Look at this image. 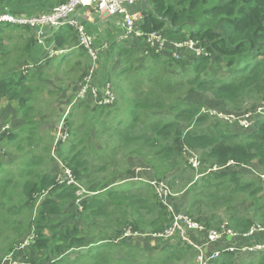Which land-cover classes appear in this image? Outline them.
I'll list each match as a JSON object with an SVG mask.
<instances>
[{
  "label": "trees",
  "instance_id": "16d2710c",
  "mask_svg": "<svg viewBox=\"0 0 264 264\" xmlns=\"http://www.w3.org/2000/svg\"><path fill=\"white\" fill-rule=\"evenodd\" d=\"M66 1L0 0V6L6 7L11 13L33 14L51 10L56 3ZM16 27L18 26L0 25V54H4L3 50L7 47H4V42L20 43L26 56L30 54L34 38L27 37L28 27L23 28L27 32L20 29L17 36L11 34L14 31L12 30L3 37L2 32ZM141 29L144 33L159 31L167 41L189 39L201 52L196 54L194 51L193 57L173 60L172 68L166 65L164 58L158 54L160 52H153L146 59L156 63L154 68L159 69L147 73L148 85L140 87L142 81L135 82L131 77L125 78L129 88L132 86L134 89L133 98L122 104L116 102L111 106L113 112H100L98 108L110 107L93 104V109H85L88 111V119L84 118L79 122L75 118L71 119V114L68 116L66 123L70 138L64 142L66 148H62L58 156L72 170L84 190L94 193L82 200L81 210L76 211L78 216L74 211L78 205L75 203L78 198L77 186L66 185L65 182L60 184L56 180V173L43 172L29 177V168H24L26 177L22 173L6 176L10 171L5 169V163H0V175L7 173L6 177H0V225L9 223L10 230L18 233L10 240L7 252L18 244L27 230L19 231L21 225L18 222L28 204L36 213L32 220V211L27 223V228L31 224L36 227L37 234L33 245L41 255L40 260L56 257L51 264H61L66 258L64 253L82 246L87 235L84 234L85 229L104 226V229L97 232L98 235L104 236V233L110 231L113 236L126 228L133 232L139 231L144 224L152 233L166 228L169 219L158 201L157 194L148 183L132 180L133 173L126 177L129 179L120 180V185H114L111 181L113 174L109 170L121 149L117 143H122L124 138L123 146H132L133 155L148 158V163L157 173L168 175L170 189L179 190L185 187V207L182 210L184 214L194 216V220L203 223L207 228H214L222 221L217 210L223 208L227 213L225 221L228 227L236 233H245L254 222L238 213L234 201L237 194L244 192L246 198L251 200L254 219L264 227V205L260 202L261 197L257 195L259 187L254 181L244 178L245 175H251L243 166H254L252 163L256 162L264 168V117L258 116L252 127L244 130L219 119L214 120L208 113H201L205 106L200 101H185L183 98L196 91L208 92L214 102H221L229 110L235 111L240 110L244 104L264 101V0H149L148 6L143 10ZM74 34L73 28L62 26L55 33V43L60 47L67 42L72 43L75 38L70 41L69 39ZM120 47L118 45L116 51L126 52L125 48ZM15 58V64L22 63L18 60L19 55ZM45 58L48 56L45 55ZM41 61L39 59L36 63ZM5 62L4 60L2 64ZM211 62L213 64L209 67ZM126 63L122 61L118 73H122L124 68L128 70ZM8 68L3 74L0 72V94L6 92L11 98L19 97L23 104L28 98L26 94L19 96L20 88L24 87L22 80L12 79L15 75ZM136 69L141 73L149 70L148 67ZM86 72L85 69L83 75ZM118 73L116 71L115 74ZM115 74V78L121 77ZM84 100L86 99H80L79 102ZM87 100L91 102V99ZM29 108L30 106L26 107L27 110ZM165 108L168 116L163 112ZM102 115L112 119L114 123L96 120L99 127L95 130L102 132V128L106 132L108 127L106 133L115 139L104 143L106 153L103 156L93 153L101 164L92 167L88 157L92 146L81 145L88 138H82L79 131L88 120ZM26 116L24 111L25 120L28 119ZM88 130L91 131L90 128ZM17 134L14 130L7 131L1 134L0 140L7 136L13 142L17 139ZM183 148L199 153L196 152L201 162L198 169L184 159ZM229 161L234 164L227 165ZM30 163L24 165L29 166ZM214 165L218 169L211 170ZM45 192L48 197H44L36 205ZM60 213H63V217L54 219ZM77 217L81 225L74 223L69 226L68 221ZM48 222L57 230L49 235L42 234L41 230ZM260 233L246 239V243L264 241V236ZM152 238L155 241L153 247L157 246L153 252L158 253L155 264H176L175 260L195 264L189 260L195 258L196 249L173 237L166 240ZM94 240V254L90 250L86 251V255L92 259L89 264H133L129 253H124L118 260H112L111 254H107L111 244L117 247L125 239L114 242V238L99 237ZM150 241V237L145 238V247L153 248ZM102 251L106 256L100 259L98 257ZM233 256L234 253L224 251L212 264H234ZM143 264L154 263L148 261ZM247 264H264V251Z\"/></svg>",
  "mask_w": 264,
  "mask_h": 264
},
{
  "label": "rangeland",
  "instance_id": "374dc122",
  "mask_svg": "<svg viewBox=\"0 0 264 264\" xmlns=\"http://www.w3.org/2000/svg\"><path fill=\"white\" fill-rule=\"evenodd\" d=\"M139 4L140 7L137 6L136 9L141 13V10L148 6L149 0H145L144 2ZM20 29L23 28H9L7 29L8 31L2 32V35L4 37L6 34L14 30L13 32H11V34L17 36L20 33ZM23 30L21 32H24ZM74 38L75 35H73V37L70 36L69 41L73 40ZM9 39L18 40L17 38ZM73 43L74 42H67L65 44L70 45ZM3 45L4 47L5 45H7V47H5V49L3 50L4 54H0V72H2L3 74V71L7 69V67H9V71L15 75L12 79H20L22 80V83L24 85V87L20 88L21 92L19 96H24V94H26V97L28 99L23 104H21L19 97L11 98L10 95L6 92L0 94V130L1 127L8 122L10 124L9 131L14 130L18 133L17 139L13 142L9 141L7 139V136L2 137V139L0 140V163H5V169L7 170V172L10 171L8 175H6L7 173L4 172L1 174L2 176L0 175V177L14 176L17 173H22L23 176L26 177L27 175H25L26 172L24 168L30 169L31 172L28 174L29 177H33L35 174L43 172H48L50 174L56 173V180L65 182L66 185H74L78 187L76 191L78 198L75 201V203L78 205H76V210L74 208V211L78 212V210H81L82 200L85 197H91L92 195H94V193L84 190L83 186L79 184L80 182H78L75 174L64 164L62 158L58 156V153L59 151H62V148L63 150L66 148V144H64V142L70 138V134L67 131L68 126L66 123L68 116L71 114V119L75 118L77 122L84 118L88 119V111H85V109H93V104L96 103L95 101H93V99L91 100V102L87 100L91 98H87L86 100L79 103H71V100L73 96H75V92L80 87L82 79L84 77L82 76V72L85 69L88 70L91 60L89 61V57L87 55L82 56V52L78 48L74 55H58L53 59L46 58L43 59L41 63H36V61L32 62L27 60L26 52L23 49H17V46H19L20 43L16 42L8 44L7 42H4ZM158 52H160L158 54L161 55V57L166 61V65L172 68L173 59L167 57L168 54L163 53L162 50ZM169 52L171 51L169 50ZM18 55L20 57V59L18 60L22 61V63L15 64V57ZM170 56L179 58V56ZM146 57L147 54L145 52L139 51L138 48L134 51H131L128 56L121 55L120 60L127 62L126 64L128 66V70L127 68H124L122 70V73H118L119 76H121L118 77V79L114 77V74L116 73L115 70L109 72V80H106L103 69L102 67L100 68V64L103 65L105 59L103 57L100 58L99 56V68L94 73L92 81L93 85L98 90L99 86L103 88L108 82L115 94V103L119 102L122 104L125 101L130 100L131 98H133L132 92L134 91V89L131 88L132 86L129 88L125 78L131 77L130 79L135 80V82L142 81L143 83L140 85V87H143V85L149 84V75H147V73L151 70L159 69L154 68L156 63L147 61ZM48 59H50V61L48 63H45ZM4 60L6 62L2 64ZM75 60L77 61V63H75ZM212 64L213 62L209 64V67H211ZM30 65L33 67L29 68ZM137 67H139L140 69H145V67H148L149 70H144L143 73H141L137 71ZM99 69H101L100 73H98ZM125 72H127V74L123 75ZM21 76H23L24 78H20ZM20 89L16 90L19 91ZM210 96L211 95L208 92L196 91L195 93L186 95L183 98L185 99V101H200L201 104L205 106L204 109L209 111L208 115H210V113L220 114L224 112L241 115L246 114L248 111H253L259 107L264 106V101H259L256 104H244L243 107L238 111L229 110L221 102H214L212 98H210ZM28 106H30V108L27 110L26 107ZM98 110L103 113L112 111L111 107L98 108ZM165 110L166 108L163 112L168 116V113ZM24 111L27 114V120H25L23 117ZM217 114L213 115L215 118L214 120H217ZM99 119L114 123L112 119L105 118L103 115L98 117L95 116L91 120H88L85 126L79 131L82 138H88L81 145L92 146V151L88 154V157L91 159L92 167H96V165L101 164V162L96 160L93 153H97L103 156V154L106 153V150L104 149V143L112 142L115 139L114 137L108 136V134L106 133L108 127L106 128V132H104L102 128V132H98L95 130L97 127H99L98 123H96V120ZM222 121L226 123L224 120ZM116 127L118 128L119 126ZM18 128H21V130L18 131ZM88 128H90L91 131L88 130ZM124 141L125 138L122 143H117L118 145H120L121 149L117 152L118 155L116 156V162L113 163L112 169L109 170V173L113 174L111 178L113 184H118L120 180L126 178L130 173H133L132 178H130L134 181H141L135 179L136 176H139L141 178H147L148 180L155 183L163 182L167 187L168 175L163 176L157 173L156 169H154V167L148 163V158H142L140 156L133 155L132 151H134V148L132 146L124 147ZM4 142H6V144H3ZM59 143L63 145H60ZM17 145H19L20 147L18 148ZM69 152L70 151L68 149L67 153L69 154ZM194 152L196 153L197 151ZM182 153L184 159L188 160L189 153L186 148L182 149ZM139 159H141L144 163ZM27 162H31L29 166L24 165V163ZM252 165H254L255 169L258 167L261 172H264V168L258 165L256 162H253ZM250 175L251 177H247V175H245L244 178L254 181L256 186L259 187L257 195L261 197L260 202L264 205L263 184L258 177L253 174ZM69 177L71 179L70 183H68L66 180ZM168 187L167 189L169 194L167 199L165 201H162L161 198H159L158 201L161 202L163 208L165 209L166 216L169 219L170 224L172 219V211L169 209V207H171L172 209H176L180 213H183L182 210L185 207L183 205V194L185 191V187L179 190L177 188L170 189V187ZM152 189L153 191H155L154 187ZM44 197H48L47 192H45L41 196L36 205H39ZM234 201L237 205V210L240 215L252 219V221L254 222L253 224H258L252 214L253 207L251 200L246 198V194L244 192L237 194ZM166 203L169 205V207ZM77 212L76 214L78 216L79 214ZM0 213H2V211H0ZM226 214L227 213L223 208H219L217 210V215H219L223 221L226 220ZM56 215L57 216H54V219H57V217H63V213ZM35 216L36 213H34L31 205L28 204L27 209L23 212L22 217H20L18 222L21 225L19 231H24L26 229L27 230L21 237L18 244L9 252L6 251L9 242L18 233L12 232L10 230L9 223L0 225V264H51V262L56 260V257H50L45 261L40 260V253L36 251L33 243H30V240L33 236V241H35L37 231L34 224H31L30 227L27 228V223L29 222L30 217L33 220ZM189 218L195 221L194 216H189ZM195 222L202 225V223L199 221ZM74 223H78V226L81 225V221L78 217L76 219H70L68 221L69 226H72ZM102 227L104 226H100L91 230L85 229L84 234L87 235H85L86 239L83 242L82 246H79V248L71 249L64 253L63 255L66 258L61 264H89L92 259H89V256L86 255V251L90 250L92 254H94L92 248H94L95 246H93L92 243H96L94 239L99 237L100 239L103 237L115 238L118 241H122V239H125L117 247H114V245L111 244V246L108 248L107 254H111V256L113 257L112 260L121 259L119 257H122L124 253H129L133 264H143L148 261H151L155 264V262H157L156 259L158 257V253L153 252V249L157 248V246L153 247L155 246V244L152 243L154 241V239L152 238L153 233L145 224L139 231L133 232L130 228H126L122 230L121 233L118 232L113 236L111 235L110 231L104 233V236H99L97 232L105 228ZM55 230L57 229L53 228L52 224L48 222L47 226L41 230V233L49 235ZM128 231H130V233L126 235ZM262 236H264V233H262ZM148 237L151 238L150 245L153 248H147L144 245V243H146L145 238ZM260 252H255V254L245 252L243 254L239 253L237 257L233 256L232 261L234 264H247L250 260L255 259L256 255ZM100 253L101 255L98 258L101 259L106 256L105 252L102 251ZM75 259H77V261ZM246 259L249 260L246 261ZM189 261L195 263L194 258ZM253 261L254 263H256L255 260ZM186 262L188 261H185L183 263L177 262L176 260L174 261V263L176 264H186Z\"/></svg>",
  "mask_w": 264,
  "mask_h": 264
},
{
  "label": "built area",
  "instance_id": "2783aa9c",
  "mask_svg": "<svg viewBox=\"0 0 264 264\" xmlns=\"http://www.w3.org/2000/svg\"><path fill=\"white\" fill-rule=\"evenodd\" d=\"M144 0H67V2L57 5L53 7L50 11L41 12L38 14L33 15H25V14H14L8 12L0 13V23L2 24H10L16 25L19 27H28L34 28L39 27L42 25H49L52 28L58 29L62 26H70L74 29L77 35V41L75 46L67 47V48H51L47 51L46 57H52L55 55H63L69 53L75 47H80L86 50L87 54L91 58V66L84 76L83 81L80 85V88L77 92L78 98H83L87 94L91 95L93 101L99 105H107L113 104L115 102V94L113 93L109 84L105 85L103 89H96L93 85V77H94V67L96 63V58L98 57L99 48L95 47L94 39L88 33L87 28L78 22L76 16V10L79 8L84 7H91L93 11L97 14H109V15H116L121 14L124 17L126 29L128 32L134 33L135 35H140L139 31L135 30L133 16L130 15L129 9L136 3L141 2ZM41 35L39 34L38 37ZM146 42L150 46L156 47L157 50H164L166 48L165 39L162 37L159 31H152L146 35ZM176 46H184V47H193V43L190 40H186L183 43L175 44ZM196 53H200V49H195ZM31 65L29 66V68ZM201 112H205L209 114L208 110L204 108L201 109ZM217 113H210V116L214 118L213 115ZM264 115V106L259 107L253 111H248L246 114L236 115L234 113H220L217 114L218 118L224 120L225 122H229L231 125H235L241 128H249L252 125L253 117ZM189 153L188 162L191 166L195 169H198L201 165L199 161V157L197 154L189 149L186 148ZM234 164L233 161H229L227 165ZM249 169L250 173L255 175L260 179L264 187V172H261L258 168L255 169L253 166H245ZM218 167L214 165L211 170H216ZM137 180L144 181L148 183L152 188L154 187L155 193L158 196V199L161 198L162 201H165L168 197V189L163 182L155 183L147 178H141L136 176ZM68 183H70V177L66 179ZM65 181V180H64ZM169 188V187H168ZM167 204V203H166ZM169 207V205L167 204ZM172 211V219L170 224L161 232L153 234L152 236L155 238L161 239H170L172 237L177 238L183 244L190 246L196 249L197 253L195 255V262L196 264H210L211 261H215L222 252H231V253H238V252H245V253H252L255 252H263L264 251V244L261 242H255L251 244L242 245L240 247L232 246L228 242L226 243L227 237H242V238H250L254 234L258 232H263L264 228L259 224H253L249 230L245 233H236L231 228L227 226L226 221L219 229L215 228H206L205 225H201L192 219L189 218L188 215L180 212H176L174 209L169 207ZM201 232L206 231V240L204 243L199 244L196 240L192 237L193 232ZM130 231L126 233L129 234ZM34 237V236H33ZM33 237L30 240V243L33 242ZM125 237V236H124ZM223 242L226 243L225 246H221L218 248L219 243ZM213 245L214 248H218V250L213 251L211 253H207L206 246Z\"/></svg>",
  "mask_w": 264,
  "mask_h": 264
},
{
  "label": "crops",
  "instance_id": "0c3cea01",
  "mask_svg": "<svg viewBox=\"0 0 264 264\" xmlns=\"http://www.w3.org/2000/svg\"><path fill=\"white\" fill-rule=\"evenodd\" d=\"M58 4L59 3H56V5H58ZM137 6L140 7V4L138 3L132 8V13L134 15V20H135L136 24L140 25L141 20L143 18V10L144 9H142L141 13H140V11L136 9ZM1 12H5V11L0 6V13ZM37 12L40 13L39 11H37ZM33 14H37V13H33ZM33 14L25 13V15H33ZM76 16H77L78 22L80 24L84 25L88 29L90 35L93 37L95 47L99 48L98 57L96 58V63H95V67H94L95 72L99 68V66H98L99 56H100V58L103 57L105 59L104 64L103 65L100 64V68L102 67L106 80H109V76H108L109 72H112L115 69H116L115 71H117V73L120 71V69L122 67V65H121L122 61L120 60L121 55L128 56L131 53V51H134L137 48L139 49V51H141L143 48H145V46H143V42H144L143 40L136 39V38H130V35L127 34L126 28L124 27L123 19L120 16H114V15L109 16L107 14L100 15V14L95 13L93 11V8H91V7H84V8L77 9L76 10ZM60 28L55 29V28L50 27L49 25H42L39 27H34L33 29L28 28L29 29V35L27 37H29V36L33 37L34 42L31 45V52L27 56V60L32 61V62L33 61H39V59L43 60V59H46L45 54L51 48L61 49V48H66V47L74 45L76 43V33H75L74 29H73V31L75 33L74 34L75 40L73 41L74 42L73 44H70V45L65 44L64 46L60 47L55 43L54 36H55V33H57ZM24 31L27 32V30H25V29H24ZM39 34L41 35L40 37H38ZM126 38H130V39L126 40ZM177 43H181V42L168 41L167 50L164 51L163 53L168 54L169 57H172L170 55L177 53L180 57H184L186 59L187 57H193L194 56L193 52L195 51V53H196L195 49H199V48H195L194 42H192L193 43L192 48L184 47V46H176L175 44H177ZM118 45H121L120 49L125 48L126 52L121 53L120 51H116L118 48ZM22 47H23V45L20 44L17 47V49H22ZM169 50L171 52H169ZM81 52H82L81 53L82 56L87 55L89 57V55L87 54L85 49H82ZM75 53H76V51L73 53V55ZM146 54H147V56L150 55V53H147V52H146ZM196 54H198V53H196ZM51 59H53V58H51ZM90 60H91V58L89 57V61ZM49 61H50V59H48L45 63H48ZM58 63H60V62H58ZM75 63H77L76 60H75ZM91 65L92 64L90 62V66ZM100 72H101V69L98 70V73H100ZM106 84H109V83L107 82ZM99 88L103 89V88H105V86L103 88L101 86H99ZM232 126H235V125H232ZM9 130H10V124L7 122L1 127L0 138H1L2 133H5ZM224 222H225V220L224 221L222 220L221 223L214 228L215 229L221 228V226L224 224ZM262 233H264V231L261 232L260 234H262ZM192 237L196 240L197 243L202 244L206 240V231H201V232H195L194 231L192 233ZM175 239H177V238H175ZM246 239H248V238L227 237L226 243L228 242L232 246L240 247L242 245L247 244ZM114 240H116V239L114 238ZM255 242H261L264 244L263 240H257V241H254L253 243H255ZM152 243L155 244V241H153ZM226 243L220 242L218 248H221V246H225ZM218 248H214L213 245H209V246H206L205 251L207 253H211L213 251L218 250ZM239 253L243 254L244 252L243 253H241V252L235 253L234 257H237ZM213 262L214 261H211L210 264H212Z\"/></svg>",
  "mask_w": 264,
  "mask_h": 264
},
{
  "label": "clouds",
  "instance_id": "9594fccd",
  "mask_svg": "<svg viewBox=\"0 0 264 264\" xmlns=\"http://www.w3.org/2000/svg\"><path fill=\"white\" fill-rule=\"evenodd\" d=\"M145 1V0H144ZM144 1H141V2H138V3H142V2H144ZM67 2V1H66ZM65 3V2H64ZM138 3H136V4H138ZM61 4H63V3H61ZM136 4H134L130 9H129V11H130V15H132L133 16V21H134V27H135V30L136 31H139L140 32V35H135L134 33H132V31L131 32H128L127 31V29H126V31H127V34H129L130 35V38H136V39H140V40H143L144 42H143V46H145V48H143L142 50H141V52H147V53H150V55H152V53L153 52H158V51H161V50H157L156 49V47H154V46H150L147 42H146V35L148 34V33H150V32H148V33H144L143 31H142V29H141V24L140 25H137L136 24V22H135V20H134V15H133V13H132V8L136 5ZM58 5H60V4H58ZM57 6V5H56ZM55 7V6H54ZM4 9V11L5 12H8V13H11L10 11H8L7 10V8L6 7H4L3 8ZM48 11H50V10H48ZM45 12V11H44ZM2 13V12H1ZM14 14H20V13H14ZM38 14V13H37ZM101 15V14H100ZM104 15V14H103ZM107 15H109V14H107ZM109 16H113V15H109ZM114 16H120V17H122V19H123V23H124V27L126 28V25H125V21H124V17H123V15H121V14H116V15H114ZM0 25H7V24H2V23H0ZM8 25H10V24H8ZM10 26H16V25H10ZM19 27V26H18ZM21 28H25V27H21ZM88 30V29H87ZM152 32V31H151ZM88 33H89V31H88ZM162 35V34H161ZM163 37V36H162ZM130 38H126V40H128V39H130ZM164 38V37H163ZM165 39V38H164ZM125 40V41H126ZM186 40H189V39H184V40H182V41H178V42H181V43H183L184 41H186ZM76 41H77V35H76ZM165 42H166V48L164 49V50H162V52H164V51H166L167 50V44H168V41L165 39ZM171 42H173V41H171ZM178 44V43H177ZM72 46H75V44L74 45H72ZM69 47H71V46H69ZM67 48V47H66ZM78 48H80V47H75L74 49H72L69 53H67V54H65V55H68V54H70V55H72ZM81 49H83V48H81ZM46 55V54H45ZM60 55V54H59ZM62 55V54H61ZM56 56H58V55H55V56H52V57H48V58H54V57H56ZM173 56H179L178 54H173ZM172 59L173 60H179L180 59V56H179V58H175V57H172ZM33 66H31L30 68H32ZM90 68V67H89ZM89 70V69H88ZM88 70H87V72H88ZM87 72H86V74H87ZM85 74V75H86ZM85 75H83V76H85ZM84 78V77H83ZM82 81H83V79H82ZM82 83V82H81ZM111 87V86H110ZM80 88V87H79ZM79 88L77 89V91L75 92V96H73V98H72V100H71V103L73 102V104H75V103H77V102H79L80 101V99L81 100H83V99H87V98H91V95L90 94H87L85 97H83V98H78L77 97V92H78V90H79ZM99 88V87H98ZM100 89V88H99ZM112 89V88H111ZM112 91H113V89H112ZM114 93V92H113ZM91 100H92V98H91ZM116 100V99H115ZM95 105H99V104H96V103H94ZM115 104V102L113 103V104H107V105H99V106H108V107H111L112 105H114ZM202 113V112H201ZM259 116H262V117H264V115H259ZM258 116H254L253 117V122H252V125L254 124V122H255V120H256V118H257ZM252 125L250 126V127H252ZM238 127V126H237ZM249 127V128H250ZM239 128H241V127H239ZM249 128H242V129H249ZM250 167V166H249ZM254 167V166H253ZM258 168V167H257ZM249 170V169H248ZM251 174V173H250ZM59 183L61 184L62 183V181H59ZM203 224V223H202ZM204 225V224H203ZM228 226V225H227ZM207 228V227H206ZM165 229V228H164ZM163 229V230H164ZM162 230V231H163ZM161 232V231H160ZM159 233V232H158ZM153 234H156V233H153ZM152 234V235H153ZM122 237H124V236H122ZM119 238V237H118ZM155 238V237H154ZM174 238V237H173ZM115 242H117L118 240L116 239V240H114ZM32 243H34V241L32 242ZM184 245H186V244H184ZM187 246V245H186ZM194 249V248H193ZM231 253V252H230ZM194 260H195V258H194ZM195 264H196V262H195Z\"/></svg>",
  "mask_w": 264,
  "mask_h": 264
}]
</instances>
